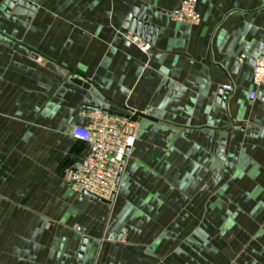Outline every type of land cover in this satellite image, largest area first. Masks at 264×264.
Segmentation results:
<instances>
[{
    "label": "crops",
    "instance_id": "1",
    "mask_svg": "<svg viewBox=\"0 0 264 264\" xmlns=\"http://www.w3.org/2000/svg\"><path fill=\"white\" fill-rule=\"evenodd\" d=\"M25 1L0 0V264H207L208 246L264 264V86L250 99L263 3L197 0L192 26L169 16L180 0ZM135 4L157 29L145 52L127 40ZM95 109L137 117L110 204L62 175ZM211 198L228 225L192 223Z\"/></svg>",
    "mask_w": 264,
    "mask_h": 264
},
{
    "label": "built area",
    "instance_id": "2",
    "mask_svg": "<svg viewBox=\"0 0 264 264\" xmlns=\"http://www.w3.org/2000/svg\"><path fill=\"white\" fill-rule=\"evenodd\" d=\"M246 1H261L264 5V0ZM196 5L197 0H180L179 7L170 12L169 16L177 23L197 26L200 15ZM127 38L142 51L149 49V41L131 35ZM252 84L255 91L250 94V99L254 100L257 91L264 86V54L252 67ZM223 89L232 91L229 86ZM84 116L88 124L74 128L70 136L86 147L87 154L77 163H66L63 166V180L77 197H93L95 200L111 202L118 193L119 180L127 157L126 150H130L135 143V123L101 111L88 110Z\"/></svg>",
    "mask_w": 264,
    "mask_h": 264
},
{
    "label": "water",
    "instance_id": "3",
    "mask_svg": "<svg viewBox=\"0 0 264 264\" xmlns=\"http://www.w3.org/2000/svg\"><path fill=\"white\" fill-rule=\"evenodd\" d=\"M137 1L140 2L141 0H137ZM6 4L8 5V8H12L14 5H16L14 9L16 13H28L29 12L28 9H31V10L34 9V7H32L31 4L29 2H26L25 0H6ZM145 11H146L145 6L141 7L139 4H135L131 8L130 14L127 17L126 26L128 27V31L130 33L138 34L141 38H144L147 35L149 36L147 38L148 39L150 38L152 41L156 36L157 29H155L154 27L148 24ZM263 54H264V39L259 44L255 53L253 54L250 64L254 66L256 60L260 59ZM227 94H228L227 91H225L224 89H220L218 92L216 102L224 106L225 104L224 98H225V95ZM94 111H101V110L95 109ZM101 112L108 114V115H113V116L129 119L130 121H133V122L137 121V117H129L128 115L112 113L109 111H101ZM221 152H222V147L220 148V153ZM128 153H129V149L126 150V155H128ZM80 198H83V196H81ZM89 198L92 200H95L93 197H89ZM98 201L104 204L111 203V202H106V201H101V200H98ZM116 239L118 240L119 237H117ZM85 243L86 241L84 240L83 244ZM82 250H83V247H81L80 251Z\"/></svg>",
    "mask_w": 264,
    "mask_h": 264
},
{
    "label": "rangeland",
    "instance_id": "4",
    "mask_svg": "<svg viewBox=\"0 0 264 264\" xmlns=\"http://www.w3.org/2000/svg\"><path fill=\"white\" fill-rule=\"evenodd\" d=\"M223 187H224V189L229 190V185L228 186L224 185ZM209 188L214 189L213 187H209ZM212 199L213 198H211V200L208 199L209 202L207 203V205H208V207H210V210H208V212L191 215L192 223H198V222L214 223V222H218V223H223L225 225H228L227 223L230 221L231 214L229 213V208H225L226 207L225 205H227V203L226 204L223 203L222 205L216 204L214 199L213 200ZM226 227H228V226H226ZM194 248H197V247H194ZM214 248L215 247L212 248V246H208V258H207V260L209 262H207V264H216V263L217 264H232L231 253H230L231 247L230 246H224V249L226 250L227 253H224V254L222 253L221 256H219L216 253L217 252L216 250H215L216 252L214 251ZM215 258H217L216 261L214 260ZM192 259H193V261H195V264H197V262L199 261L198 260L199 256L197 254L193 253V251H192ZM198 263L199 264H206L203 261H199Z\"/></svg>",
    "mask_w": 264,
    "mask_h": 264
}]
</instances>
